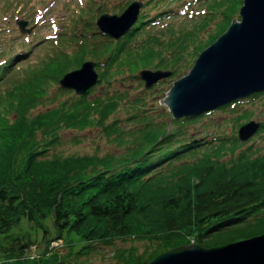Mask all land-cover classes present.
I'll list each match as a JSON object with an SVG mask.
<instances>
[{"label":"trees","instance_id":"obj_1","mask_svg":"<svg viewBox=\"0 0 264 264\" xmlns=\"http://www.w3.org/2000/svg\"><path fill=\"white\" fill-rule=\"evenodd\" d=\"M164 2L150 7L152 0L146 1L133 29L118 40L79 17L69 35L57 34L40 56L0 59V234L23 219L41 227L38 264L53 250L52 241L63 247L67 234L88 243L77 259L97 245L146 242L141 250L116 248L108 263L141 264L179 245L215 247L264 233V118L255 113L264 105V91L174 119L169 112L151 115L146 97L130 99L128 88L119 86H142L136 72L147 68L171 75L144 96L148 91L153 98L167 81L169 89L239 10H229V0L213 1L201 6L198 18L174 28L176 12L159 7ZM104 7L95 6L97 15ZM88 59L96 61L99 79L86 94L58 85ZM215 111L223 114L220 122L209 119ZM254 119L261 125L249 145L236 133ZM65 131L99 133L114 150L58 149ZM49 217L53 238L43 225ZM18 240L1 249L4 259H24L26 246L37 247L31 239ZM68 254L54 264H69Z\"/></svg>","mask_w":264,"mask_h":264},{"label":"water","instance_id":"obj_2","mask_svg":"<svg viewBox=\"0 0 264 264\" xmlns=\"http://www.w3.org/2000/svg\"><path fill=\"white\" fill-rule=\"evenodd\" d=\"M141 6L142 3L136 1L120 16L101 14L96 24L103 33L118 39L134 24ZM238 16L240 21L233 19L227 29L199 53L190 70L173 82L166 96L173 118L199 116L264 91V0H243ZM25 25L26 22H18L21 32L30 31L24 29ZM95 66L91 60L84 61L79 68L65 73L58 81L59 86L84 95L98 81ZM170 75V71L161 69L138 72L146 88ZM260 125L255 120L242 124L237 138L242 142L248 140ZM257 262H264V233L215 247L197 243L179 245L141 264Z\"/></svg>","mask_w":264,"mask_h":264},{"label":"rangeland","instance_id":"obj_3","mask_svg":"<svg viewBox=\"0 0 264 264\" xmlns=\"http://www.w3.org/2000/svg\"><path fill=\"white\" fill-rule=\"evenodd\" d=\"M124 1L126 0H0V59L15 55V61H18L20 57L27 58L25 59V62L28 61L29 58L32 60L43 53L44 47L47 46L49 42L52 44L57 41V38L55 37L57 34L64 33L65 35H69L70 29L75 24L77 18L82 17L89 23L95 22L98 16L95 11L96 5L108 3L109 5L107 6V9L109 10V14H119L120 10L118 5ZM213 1L218 2L221 0H207L202 5L210 4ZM202 5L201 2L197 0H191L188 7L185 8L183 0H169L170 7L184 13L181 14V16L191 20L198 18ZM160 7H163V4L160 5ZM229 7V10L233 11L237 7H240L239 2L236 0H229ZM177 18L179 19L180 17H174L172 20L174 22V25H172L174 28H177V26H175L176 23L180 24L182 22L181 19L177 20ZM233 18L237 20L239 19L238 12ZM19 21L26 22V24L28 23L27 29L31 31L29 33H20L17 26ZM159 27L160 24H156L154 28L157 30ZM90 31V26L84 28V32L89 33ZM28 47L29 51H27ZM167 79L168 77L163 80ZM131 81H133V79H131ZM136 84L137 83L133 81L129 87H124L128 85V82L121 83L119 86L121 88H128L130 99L137 98L139 95L141 98L146 97L147 100H145V102L149 103L148 107L152 110L150 112L151 115L156 112H168L167 106L164 104V99L170 81H167L163 85H159V88L161 89L154 94L153 98L148 91H146L148 93L147 96H144V90L146 89L144 83L142 86L139 85L135 88ZM136 107L137 109H142L141 105H137ZM255 113L259 114V120H262L264 118V105H261L259 110ZM222 117L223 114L221 112L215 111L209 119L220 122ZM164 120L167 121L166 116ZM256 133L245 142H248L249 145H251L253 143L251 138L254 137ZM75 137L80 140L79 143L74 142L73 139ZM259 142L262 144L264 143L263 141ZM96 148L102 151L114 150V147H111L104 137H101L99 133L92 131H86L81 135L76 134L74 131H65L62 136V144L58 147V149H62L66 152L77 149L92 152ZM43 225L48 231L47 237H55L56 232L53 227L52 218L49 217L43 220ZM42 235L43 230L41 227H35L24 219L19 225L12 227L8 232L0 234V264H38L39 261L37 260V257L41 255L44 249V242L41 240ZM21 239H31L34 241L33 244L37 247L33 249L34 246L32 244H29V246L32 245L30 247L26 246L23 254L24 259H4L2 256V250H9L14 245H17L16 240L22 243ZM62 239L63 247L53 249L47 256L41 259V264H54L60 261L61 254H66L69 251L70 255L68 254L67 257V262L69 264H108L113 261L112 254L116 248H128L130 245H136L141 250L144 247L143 244H146V242L142 241L118 240L115 244L109 246L100 247L101 245H97L94 251L86 248L85 254L82 256L83 258L80 257L77 259L79 250L84 245L87 247L88 243L81 241L74 234L64 235ZM33 257L35 259H33Z\"/></svg>","mask_w":264,"mask_h":264},{"label":"built area","instance_id":"obj_4","mask_svg":"<svg viewBox=\"0 0 264 264\" xmlns=\"http://www.w3.org/2000/svg\"><path fill=\"white\" fill-rule=\"evenodd\" d=\"M59 243H60V241H55V242H52V246H57V245H59Z\"/></svg>","mask_w":264,"mask_h":264},{"label":"bare ground","instance_id":"obj_5","mask_svg":"<svg viewBox=\"0 0 264 264\" xmlns=\"http://www.w3.org/2000/svg\"><path fill=\"white\" fill-rule=\"evenodd\" d=\"M164 104H165V105H167V104H168V101H167V99H166V98L164 99ZM247 262H248V261H247ZM256 264H259V263L257 262Z\"/></svg>","mask_w":264,"mask_h":264}]
</instances>
